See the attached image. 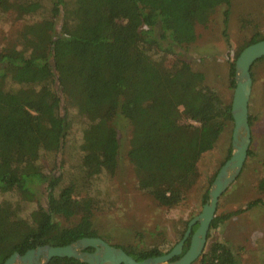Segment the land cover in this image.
<instances>
[{
	"label": "trees",
	"instance_id": "16d2710c",
	"mask_svg": "<svg viewBox=\"0 0 264 264\" xmlns=\"http://www.w3.org/2000/svg\"><path fill=\"white\" fill-rule=\"evenodd\" d=\"M229 6L230 0H0V15L26 19L0 51V193L18 197L0 202V264L40 246L64 247L82 238L110 242L94 227L100 202L80 189L115 176L117 118L130 126L127 155L136 189L159 207L185 201L199 181L202 156L233 119L231 102L178 53L196 41V27H206L220 7L225 32ZM263 39L254 36L236 51L230 88L241 51ZM263 60L253 64L252 81L253 67ZM71 109L84 120L79 181H65L39 163L42 153L63 152ZM52 167L57 169L55 162ZM257 190L264 191V178ZM202 200L204 205L208 191ZM30 203L35 207L25 209ZM257 206L264 201L252 200L246 209ZM241 212L215 216L207 238ZM188 222L167 251L159 244L113 246L137 261L161 256L182 239ZM188 247L189 238L183 253ZM47 264L85 263L54 257ZM194 264L241 263L230 245L214 242Z\"/></svg>",
	"mask_w": 264,
	"mask_h": 264
},
{
	"label": "rangeland",
	"instance_id": "374dc122",
	"mask_svg": "<svg viewBox=\"0 0 264 264\" xmlns=\"http://www.w3.org/2000/svg\"><path fill=\"white\" fill-rule=\"evenodd\" d=\"M224 9L218 8L206 27H196V41L180 50L178 56L188 60L195 71L204 73L207 85L231 102L234 89L230 88L229 65L241 46L254 36L264 37V0H230L225 32L222 23ZM25 21L13 14L0 15V51ZM253 72L248 107L250 154L239 176L220 197L215 216L237 210L242 212L211 230L206 242V248L214 242L230 245L239 255L241 264H264V207L246 209L252 200L264 201V191L257 190L259 181L264 178V60L253 67ZM68 116L72 126L63 152L56 155L42 153L39 163L45 172L57 175L59 171L65 181H79L82 173L79 146L84 120L74 109ZM114 127L119 143L115 176H102L80 189L82 196L91 195L101 204L94 217V227L112 245L126 246L137 242L146 249L159 244L161 250L167 251L185 221H190L202 210V196L210 189L211 177L219 171L231 149L233 124L222 133L215 148L202 156L198 164L199 181L185 201L171 209L157 206L149 196L136 189L135 174L127 155L130 126L127 121L117 118ZM54 162L57 169L51 170ZM16 200V194L0 193V202ZM34 207L35 204L30 203L25 209Z\"/></svg>",
	"mask_w": 264,
	"mask_h": 264
},
{
	"label": "water",
	"instance_id": "95a60500",
	"mask_svg": "<svg viewBox=\"0 0 264 264\" xmlns=\"http://www.w3.org/2000/svg\"><path fill=\"white\" fill-rule=\"evenodd\" d=\"M262 58H264V39L245 47L235 61L230 157L216 174L208 191V200L202 210L188 222L182 239L168 253L137 261L121 248L101 238H82L64 247L40 246L28 251L24 256L14 253L4 264H27L30 259L39 256L43 257L44 264L54 257L74 258L85 264H194L206 248L208 231L215 217L219 199L239 176L248 156L251 142L248 107L253 84L251 68ZM195 225L197 229L191 234ZM188 238L189 247L183 253ZM86 249L93 251H84ZM175 257L178 259H174Z\"/></svg>",
	"mask_w": 264,
	"mask_h": 264
},
{
	"label": "flooded vegetation",
	"instance_id": "af4514ba",
	"mask_svg": "<svg viewBox=\"0 0 264 264\" xmlns=\"http://www.w3.org/2000/svg\"><path fill=\"white\" fill-rule=\"evenodd\" d=\"M37 248V247H36ZM34 248V249H36ZM34 249H30V250H34ZM30 250H27L23 255H20V256H24L28 251ZM84 251H87V252H92L93 249H86ZM27 264H44V260H43V257L42 256H39L38 258H33V259H30L29 262H27Z\"/></svg>",
	"mask_w": 264,
	"mask_h": 264
}]
</instances>
